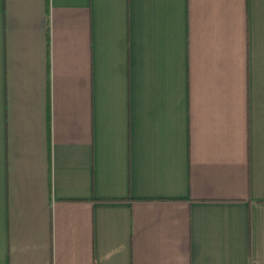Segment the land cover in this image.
<instances>
[{
  "label": "crops",
  "instance_id": "0c3cea01",
  "mask_svg": "<svg viewBox=\"0 0 264 264\" xmlns=\"http://www.w3.org/2000/svg\"><path fill=\"white\" fill-rule=\"evenodd\" d=\"M0 264H264V0H0Z\"/></svg>",
  "mask_w": 264,
  "mask_h": 264
}]
</instances>
